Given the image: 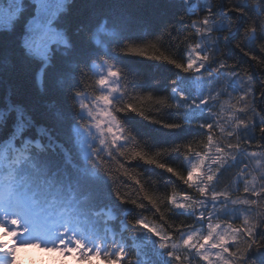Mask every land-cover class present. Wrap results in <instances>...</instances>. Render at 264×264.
<instances>
[{
	"label": "snow or ice",
	"instance_id": "1",
	"mask_svg": "<svg viewBox=\"0 0 264 264\" xmlns=\"http://www.w3.org/2000/svg\"><path fill=\"white\" fill-rule=\"evenodd\" d=\"M135 6L178 11L152 41L135 43L150 33L135 35V18L115 11L116 4L0 0V264H14L22 245L63 252L78 264H264V0H136ZM182 31L180 56L172 42ZM229 40L248 67L229 55ZM109 52L179 71L166 94L146 88L145 77L133 81L132 92L139 90L133 95L121 84L123 62ZM90 72L100 86L91 98ZM181 75L189 80L181 82ZM30 76L41 95L60 98L66 110L56 99L44 101L45 121L39 120L37 105L18 99ZM145 89L152 91L144 95ZM174 112L179 119L169 118ZM129 116L157 130L195 125L205 130L206 143H173L153 153L154 144L141 146ZM169 156L187 161L186 174ZM141 164L187 188L150 194L135 171ZM234 166L243 187L236 198L228 188L217 190ZM125 178L134 181L136 198L123 190ZM165 200L169 213L192 216L201 227L170 224L161 210ZM153 209L158 219L144 215Z\"/></svg>",
	"mask_w": 264,
	"mask_h": 264
},
{
	"label": "trees",
	"instance_id": "2",
	"mask_svg": "<svg viewBox=\"0 0 264 264\" xmlns=\"http://www.w3.org/2000/svg\"><path fill=\"white\" fill-rule=\"evenodd\" d=\"M103 3L107 4H116L117 7L114 9L115 11H126L130 16L134 17L136 22L132 25V31L135 35L145 36L147 33L150 35L147 36L146 41H135V43H146L147 41H152L155 35H158L164 26L165 20L174 19L177 8H167L163 10L160 7L151 8V7H136V0H103ZM125 5L124 8H120L119 5ZM186 32L179 33V40H174L172 42L173 53H176L177 46L179 47L178 55L183 56L184 47L186 45L180 43L183 41ZM174 36L177 33H173ZM166 39V38H165ZM235 41H228V47L230 49L229 55L232 57L240 58L241 63L247 61V57L243 56L242 53L239 52V49L234 47ZM167 47V45H166ZM223 47V45H222ZM164 49H161L163 51ZM109 55L114 56L116 59L122 61V64H117L118 67H122L127 73L124 80L121 81V84L124 88H127L130 92H132V84L133 81L139 82L147 77V83L144 85L146 88L155 87V93L158 95L166 94L164 91H167L168 84L171 79H174L177 76L178 71L173 66L158 61H150L147 58L139 57V56H128V57H120L114 53L109 52ZM257 55L259 53L257 52ZM115 63V62H113ZM243 66L248 67L247 63H244ZM99 66L97 71L99 70ZM89 80L87 84L89 88L87 89V93L89 96H95L100 94V86L95 84V80L98 79V76L94 74V72L89 73ZM222 79L218 78V80ZM189 80L187 75H181V82ZM152 83L156 84L153 85ZM212 87H216L218 90L223 85L218 82H213L211 84ZM148 91H152L151 89H145L143 94L146 95ZM170 91V89H168ZM231 92V89H228ZM137 92H132L133 95H137ZM18 99L21 101H26L29 103H33L37 105V118L42 122L45 121V109L43 107L44 101L56 99L58 103L61 104L62 107L67 108V104L65 101L60 98L49 93L48 95H41L39 90L36 87V84L32 77H28L25 81L24 88L22 92L19 94ZM228 97H221V102L227 101ZM145 108L152 112L155 115V109L151 108L147 102H145ZM219 107L214 109V111H218ZM179 113H172L169 117L170 119H179ZM226 115V113H224ZM126 119L131 122V124L140 132V136L137 139L140 141L141 146L144 145L145 142L150 144H154L155 148L152 149L154 153L157 148L169 146L173 143H188L193 142L194 146L199 145L201 141L206 143V135L205 130L196 128L195 125L192 127H186L177 130H166V129H158L157 125L150 124L147 121L139 118L137 116H129ZM46 122L52 123V119L47 116ZM202 147V146H201ZM198 150H201L198 148ZM249 151H259L257 148H250ZM168 163H171L174 167H178L179 170L185 172L187 169L186 160L182 156H169L166 158ZM248 162V161H245ZM251 163L253 165L256 164L255 160H252ZM261 163H264V160H261ZM115 167V165H113ZM133 167H135V162H133ZM136 172L142 174L139 178L142 179V182L146 184V190L150 194L156 195H168L171 193L172 189L175 188L177 191H183L187 188L186 185H183L182 182L178 180L175 176L169 173H163V170L157 168L154 165H146L141 164V167L135 169ZM237 173L238 167H232L227 169L220 178V181L217 185V190H224L228 188L232 192V197L236 198L237 196L243 195V187L241 185H237ZM126 185L123 190L125 192L131 193L133 198H136L135 195V184L134 181L125 178ZM190 194L198 195L194 189L189 190ZM170 205L165 200V203L161 206V210L165 212L166 216L169 217V223L173 226L179 225L180 223H184L186 225H197L194 217L189 215H176L168 212V208ZM210 207V206H209ZM154 209L152 211H145L144 215L150 219H158V216H153ZM123 214L128 216L131 214V210L128 207L123 208ZM123 214H121V219H123ZM129 220L132 219L131 216L128 217ZM220 220L229 219L228 216L221 214L219 216ZM238 223V221H234ZM135 257H133L134 259ZM102 260V259H101ZM103 261V260H102Z\"/></svg>",
	"mask_w": 264,
	"mask_h": 264
},
{
	"label": "clouds",
	"instance_id": "3",
	"mask_svg": "<svg viewBox=\"0 0 264 264\" xmlns=\"http://www.w3.org/2000/svg\"><path fill=\"white\" fill-rule=\"evenodd\" d=\"M2 231L3 230L0 229V232ZM2 239H3V242H5L6 244L15 243V241L11 240L10 237H3ZM28 247H31L34 249H42L43 251H46L48 253H58V256H56L55 259L59 260V264H65V261L63 259L65 257V254L63 252H54L51 249L45 250L39 247V245H27V246L22 245L18 247V251L22 248H28ZM16 264H21V261L18 258H17ZM29 264H37V260L29 261ZM38 264H46V261L43 258H38ZM88 264H91V261H89Z\"/></svg>",
	"mask_w": 264,
	"mask_h": 264
},
{
	"label": "rangeland",
	"instance_id": "4",
	"mask_svg": "<svg viewBox=\"0 0 264 264\" xmlns=\"http://www.w3.org/2000/svg\"><path fill=\"white\" fill-rule=\"evenodd\" d=\"M102 70H103V69L100 68L98 71H102ZM89 98H91V97H89ZM186 164H187V161H186ZM187 166H188V165H187ZM236 184H237V185H241V183H240L238 180L236 181ZM178 192H179V191H178ZM192 195H193V198H194V199H199V198H200L198 195H194V194H192ZM149 219H150V218H149ZM196 227H201V225H200V224H197ZM203 227H206V225H204ZM177 239H178V237H177ZM144 240H145L146 243H152L151 241H148V240H147V237H145ZM29 253H32V251H30ZM29 257H31V258H32V257L37 258V255H35V256H34V255H29ZM68 257H71V255H69ZM25 260H26V258H25ZM25 262H26V261H24L23 264H26ZM28 264H29V263H28ZM70 264H78V263H77V262H70Z\"/></svg>",
	"mask_w": 264,
	"mask_h": 264
}]
</instances>
